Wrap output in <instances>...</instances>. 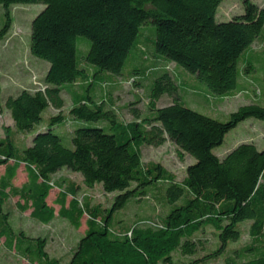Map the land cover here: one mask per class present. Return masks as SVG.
Wrapping results in <instances>:
<instances>
[{
	"label": "trees",
	"instance_id": "obj_1",
	"mask_svg": "<svg viewBox=\"0 0 264 264\" xmlns=\"http://www.w3.org/2000/svg\"><path fill=\"white\" fill-rule=\"evenodd\" d=\"M223 1L0 0L1 43L12 6L44 4L29 51L49 62L40 84L0 99L13 119L0 137V249L29 264H264V145L214 150L243 120L264 121V7L243 0L218 21ZM123 84L137 90L121 107L112 95ZM184 89L204 92L214 109L240 94L248 102L222 120L186 105ZM164 96L171 101L160 104ZM167 141L195 158L181 178L144 160V147ZM22 165L27 179L16 184ZM96 186L112 194L109 204L93 196ZM27 211L32 226L17 216ZM84 218L66 254L35 228L63 219L79 230Z\"/></svg>",
	"mask_w": 264,
	"mask_h": 264
},
{
	"label": "rangeland",
	"instance_id": "obj_2",
	"mask_svg": "<svg viewBox=\"0 0 264 264\" xmlns=\"http://www.w3.org/2000/svg\"><path fill=\"white\" fill-rule=\"evenodd\" d=\"M260 6L264 7V0H253ZM44 7L43 3H19L11 8V15L13 18V26L10 36L0 42V99H4V95L7 88L15 87L19 85L25 78L21 76L24 72V75H28L26 82L30 83L32 81L33 74H36L38 77H42L45 72L46 65L49 64L45 59H41L31 54L29 51V44L31 39V22L35 15ZM243 10V0H224L217 9V20L226 21L231 18L236 13H239ZM6 16L4 13V7L0 5V23L5 20ZM264 32V31H263ZM255 46L258 47V42L255 43ZM255 72L254 75L259 74L262 76V66L263 60L262 56H256L255 58ZM174 67L173 64L170 65ZM27 67L30 68L27 71ZM197 81L202 85L203 88H206V85L202 83L200 79L197 78ZM261 87H263V81L261 82ZM135 87L129 84H123L120 88L114 91L112 95L114 102L118 106L123 107L128 101L134 99L133 89ZM137 90V89H134ZM138 91L141 92L142 89L138 88ZM204 92L192 93L190 90L184 89L180 91V96L184 100V103L193 109L201 111L205 114L220 118L222 120L228 119L230 112L236 110L241 104L248 102L246 96L240 94L238 96L226 99L217 109H214L213 106L208 103L203 97ZM205 95V94H204ZM261 103L264 104V94L261 96ZM171 98L164 96L160 100V104L169 103ZM140 105L145 108L146 100L142 101ZM124 117L130 119L131 115L125 109L123 111ZM223 113V115L221 114ZM12 118L10 113L6 110L4 105H0V137L4 136L7 133L8 127H12ZM254 140L258 144L264 145V121L255 117L247 118L240 122L235 128L231 129L225 136L223 143L217 146L214 150L217 154L224 153L229 149L235 147L237 143L242 141ZM143 157L145 161H159L169 169L173 170L179 178L183 177L186 168L190 163L195 161V158L187 153L180 154L176 145L167 141L161 146H147L143 148ZM61 174H69L77 179H82L80 174H73L68 169H64L60 172ZM59 173V174H60ZM24 178V174L20 171L18 175L17 182L20 183ZM58 192V189H53L49 197V201L53 204L55 196ZM92 194L97 200H101L103 204H109L112 194H106L102 191L100 186H96L92 189ZM16 199L12 200V204ZM58 208V206H56ZM14 208V206H13ZM30 211L25 212L24 214H17L20 218L22 216V221L25 225L32 226L31 219H29ZM17 217V218H18ZM25 217V218H24ZM19 220V219H18ZM85 222V218L83 223ZM35 226V225H34ZM37 230H43L44 228L47 231H50L52 234V240L49 245V249L52 253H61L66 254L71 247L72 241L76 240L80 233H83L86 226L85 223L83 226L76 230L71 227L65 220L57 219L51 225L48 226H35ZM211 234H208V245L213 242V238H210ZM29 264L26 260L19 259L10 252H6L5 249H0V264Z\"/></svg>",
	"mask_w": 264,
	"mask_h": 264
},
{
	"label": "crops",
	"instance_id": "obj_3",
	"mask_svg": "<svg viewBox=\"0 0 264 264\" xmlns=\"http://www.w3.org/2000/svg\"><path fill=\"white\" fill-rule=\"evenodd\" d=\"M46 67H47V65H46ZM46 70V69H45ZM23 74H21V76L23 75V76H25V78H24V80L21 82V83H25V84H27L28 82H26V79L28 78V75H24V72H22ZM7 110V109H6ZM8 111V110H7ZM11 116V115H10ZM12 118V117H11ZM12 125H13V119H12ZM20 171L22 172V174H24V178H23V180L20 182V183H18L17 182V179H18V176H17V178H16V184H21L22 182H24L26 179H27V174H26V172H25V170H24V166L22 165L20 168H19V171H18V175H19V173H20ZM55 189V188H54ZM53 190V189H52ZM52 192V191H51ZM51 195V194H50ZM50 197V196H49ZM55 198H56V196H55ZM48 201H49V198H48ZM49 203L50 204H52L50 201H49ZM53 205L56 207V206H58L57 204H55V203H53ZM56 209L58 210L59 209V206H58V208L56 207ZM86 229V228H85Z\"/></svg>",
	"mask_w": 264,
	"mask_h": 264
},
{
	"label": "built area",
	"instance_id": "obj_4",
	"mask_svg": "<svg viewBox=\"0 0 264 264\" xmlns=\"http://www.w3.org/2000/svg\"><path fill=\"white\" fill-rule=\"evenodd\" d=\"M32 82L34 84H40V81L38 80V76L36 74H33V76H32Z\"/></svg>",
	"mask_w": 264,
	"mask_h": 264
}]
</instances>
